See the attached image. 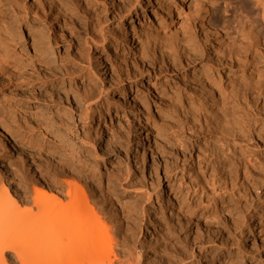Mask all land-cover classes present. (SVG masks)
<instances>
[{
  "label": "rangeland",
  "instance_id": "1",
  "mask_svg": "<svg viewBox=\"0 0 264 264\" xmlns=\"http://www.w3.org/2000/svg\"><path fill=\"white\" fill-rule=\"evenodd\" d=\"M10 1L0 6V111H8L0 120L26 161L8 158L0 144V189L8 187L17 199L18 214L36 217L33 202L41 191L61 201L53 203L56 213L72 191L86 204L96 233L104 230L108 238L100 241L104 236L97 234L93 242L91 255L98 259L264 264V165L252 182L241 186L237 180L235 188L226 185L228 194L218 193L216 205L228 196L226 210L206 198L195 208L201 201L189 184L195 166L175 146L193 116L202 122L196 125L207 118L222 126L234 110L248 118L253 140L264 145V58L245 54L235 39L252 17L251 0H185L172 22L167 5L181 0H139L135 11L137 0ZM225 1L235 5L233 13H223ZM9 5L22 17L14 20ZM131 36L135 49L125 46ZM178 53L182 59L174 58ZM193 67L196 81L189 75ZM108 109L112 115L105 117ZM99 135L102 149L96 150ZM133 145L137 149L130 151ZM244 145L234 143L232 150L255 151ZM256 151L264 158V146ZM157 185L174 208L154 192ZM248 216L253 223L245 243L241 220ZM44 234L29 229L22 238L32 247ZM5 258L21 264L12 252Z\"/></svg>",
  "mask_w": 264,
  "mask_h": 264
},
{
  "label": "bare ground",
  "instance_id": "2",
  "mask_svg": "<svg viewBox=\"0 0 264 264\" xmlns=\"http://www.w3.org/2000/svg\"><path fill=\"white\" fill-rule=\"evenodd\" d=\"M9 2L11 3L10 0H0V6L8 5ZM185 2V0H181V2L175 4V6H173L172 4L167 5L166 9L168 10L169 14L168 18L171 20V22L174 20L175 14L179 13L180 9H182V6ZM223 3L225 6V8L223 9V13L227 14L229 12L231 13L232 11H235V5L226 1ZM208 4L214 5L213 0H208ZM208 4H204L201 9L202 13H204V18L209 14ZM251 4L252 5L250 12H252V17L248 16L249 18H247V20L245 21V26L243 29L244 35L243 33L242 35H240V33L238 32L235 39L238 42V47L242 48L245 51V54L249 53L250 55L253 54L255 56L260 55L264 58V0H251ZM140 6V1L137 0L135 5L133 6L132 11H135ZM8 10L9 12H12L13 15H15L14 20H17L20 17V12H18L19 9H17L15 5H9ZM41 42L39 41V44H44L43 42ZM135 43L136 41L133 39V36L127 37V43L125 44V46H129L130 48L135 49ZM186 53L189 58L192 59L193 57L192 62L196 63V52L193 49L191 51L189 49L186 51ZM174 58L182 59L179 53L176 54ZM232 61H234V58L232 59ZM196 73H198V71H196L195 67H193L191 69V73H189V75L192 76V80H195ZM214 99L215 98L212 96L211 100ZM216 113H218V111ZM232 113V118L228 120L226 119V121L224 120V125L222 123V126H218V123L216 126V122L214 124H210V122L208 123V120L206 121L207 118L204 121L201 120L203 121V124H200L202 122L194 119L193 116L191 118V123L189 121V124L187 123V132L185 131V134L183 133L179 138L177 137L178 139L176 140L177 143H175V146L177 148L179 157L191 161V166H195V169L191 171V173H193L191 175V181L189 179V184L192 186L191 189H194V192L192 191L194 194L193 196H199L201 200L198 205H194L195 208H202V206L200 205L201 203L203 204V200L206 198L208 201L211 199L213 202H215V204L213 205L214 207L220 208L221 206V208L224 209L223 205H226V203L228 202V196H220L222 201L220 202L221 205H216V197L218 196V193H226V185H231L235 188L237 180L238 182H242L240 183L241 186L252 182L254 176L258 174H254L255 170H257L258 167L259 169L263 168L264 158L256 157V154H260V151L256 150H259L264 145L259 140H253V138L256 137V135L254 136L255 129L253 124L249 123L248 118L246 120L242 115L240 116L238 112L236 113V110H234ZM7 115L8 111H6L5 109L0 111V118L2 117L6 119ZM94 115V112L89 115L88 123L94 122ZM111 115L112 114L110 113V109H108L105 117ZM196 121L200 122L199 125L195 124ZM219 125H221V121ZM200 135L204 136L202 142L194 139ZM94 140V148L97 150L100 146L101 150L102 142L100 135L97 136ZM238 142L239 144L240 142L246 144V146L244 145L245 147L243 148L253 146L255 151H247L242 149L241 153L237 154V151L235 149L232 150V144ZM251 143L253 145H251ZM0 144L3 145L4 151L6 152V154H8V158L9 155L12 154L16 155L17 162L24 163L26 161V157L23 151L18 148L15 143H13L3 132L1 120ZM136 149L137 147L133 145L130 148V151H134ZM186 163L187 162L185 161V165ZM3 164L6 165L5 161H3ZM159 186L157 185L154 188V192H158V194L161 193L162 197H165L167 205L171 208H174L173 199L165 191L160 192L159 188L161 187ZM231 190L233 191V188ZM209 191H211L212 195H214L215 198L208 197V195H210ZM41 195L42 196L38 197L37 199L35 198L33 202L34 207L39 210L37 216L34 218H24L18 214V210H20V208L18 207L19 204H17L16 202L17 199L15 198V200L11 195L8 187H2V189H0V264H8V262H10L5 258V254L7 252L14 253L21 264H112V259H110L109 256L103 258L101 255L102 259H98L97 257H93L91 255V251L92 249H94L92 247L93 245H95L93 244V242H96L95 240L98 238L100 239L101 235H103L104 238L101 236L102 239H100V241H105L106 236L104 230H101L102 233L100 231L101 234L96 233L97 227L95 228L94 225L90 223V220H88V218L90 219L91 217H88L86 213V211H88L86 209V204L81 201V199L77 198L76 195L72 193V191L68 192L66 195H68V198L70 199L69 203L66 206L59 207L57 209L58 211L54 213L55 206L53 205V203L61 206V201L58 200L54 195L47 192L41 191ZM25 201L23 200L22 204H24ZM207 207H209V202L207 204ZM229 215L231 214L229 213ZM248 217H244L241 220L243 222V226H241L242 229L240 231V237L242 242L245 243L249 239L251 224L253 223V217H249V219ZM211 219L215 220L218 218L217 216L212 214ZM29 229H31L33 233L43 230L46 237L42 239V242L37 241V243H34L31 247V244H29L27 241H24L22 238V234ZM97 234L100 236L98 237ZM145 236L146 239L148 236H151V231L149 229H147ZM241 253L242 251L236 255V258L242 257ZM216 263L214 262L213 264ZM233 263L235 262L233 261L230 264Z\"/></svg>",
  "mask_w": 264,
  "mask_h": 264
}]
</instances>
